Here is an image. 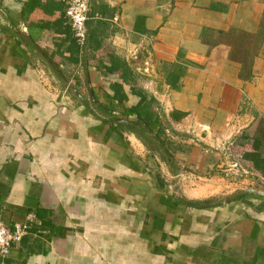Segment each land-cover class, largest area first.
Wrapping results in <instances>:
<instances>
[{
	"label": "crops",
	"instance_id": "obj_1",
	"mask_svg": "<svg viewBox=\"0 0 264 264\" xmlns=\"http://www.w3.org/2000/svg\"><path fill=\"white\" fill-rule=\"evenodd\" d=\"M67 1L0 0V264H264V0Z\"/></svg>",
	"mask_w": 264,
	"mask_h": 264
},
{
	"label": "trees",
	"instance_id": "obj_2",
	"mask_svg": "<svg viewBox=\"0 0 264 264\" xmlns=\"http://www.w3.org/2000/svg\"><path fill=\"white\" fill-rule=\"evenodd\" d=\"M138 95V101L134 104L129 106H124L123 104V113L127 117L131 115L134 118L133 120H130V129H135V126L139 125L142 130H148L150 118L148 116H141L139 113V110L144 103L145 96ZM118 102H122V99H118ZM258 128L257 132L252 136H249L246 132L242 133L241 137L246 140V142H237L236 147L242 150L241 158L247 162V168L255 175L264 177V123L259 122ZM140 137L143 142H146L145 135H140ZM262 189H264L263 186ZM204 203H207V201H201L197 204L202 205Z\"/></svg>",
	"mask_w": 264,
	"mask_h": 264
},
{
	"label": "built area",
	"instance_id": "obj_3",
	"mask_svg": "<svg viewBox=\"0 0 264 264\" xmlns=\"http://www.w3.org/2000/svg\"><path fill=\"white\" fill-rule=\"evenodd\" d=\"M89 9V0H68L65 15L69 21L74 37L79 45L83 47L86 42V20ZM232 143H228L227 150L231 152ZM27 228L26 223H15L12 228L3 224L0 220V255H7L10 247L20 241Z\"/></svg>",
	"mask_w": 264,
	"mask_h": 264
},
{
	"label": "rangeland",
	"instance_id": "obj_4",
	"mask_svg": "<svg viewBox=\"0 0 264 264\" xmlns=\"http://www.w3.org/2000/svg\"><path fill=\"white\" fill-rule=\"evenodd\" d=\"M247 132V131H246ZM249 133V132H248ZM225 150L227 149V147L225 146V148H224ZM234 150V151H233ZM237 150H239V149H237ZM227 151V150H226ZM239 151H241V150H239ZM173 152H175L174 150H173ZM228 152V151H227ZM233 152H235V149H234V146H233V143H232V145H231V154L233 153ZM231 154L229 155V156H231ZM172 156V155H171ZM166 157H170V155H168V156H166ZM186 170H188V169H186ZM247 170L249 171V172H251L248 168H247ZM242 178V177H241ZM256 183L257 184H255V186L256 187H259V188H261L262 189V186L264 187V185L263 184H260V182L259 181H257L256 180Z\"/></svg>",
	"mask_w": 264,
	"mask_h": 264
},
{
	"label": "water",
	"instance_id": "obj_5",
	"mask_svg": "<svg viewBox=\"0 0 264 264\" xmlns=\"http://www.w3.org/2000/svg\"><path fill=\"white\" fill-rule=\"evenodd\" d=\"M253 191V190H252Z\"/></svg>",
	"mask_w": 264,
	"mask_h": 264
}]
</instances>
